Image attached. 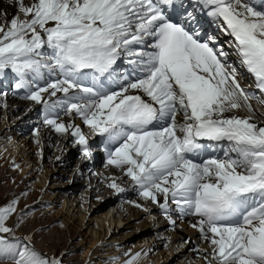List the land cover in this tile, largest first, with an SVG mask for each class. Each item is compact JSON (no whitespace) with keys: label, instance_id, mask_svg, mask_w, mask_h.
Wrapping results in <instances>:
<instances>
[{"label":"snow or ice","instance_id":"1","mask_svg":"<svg viewBox=\"0 0 264 264\" xmlns=\"http://www.w3.org/2000/svg\"><path fill=\"white\" fill-rule=\"evenodd\" d=\"M200 2L233 37L255 90L241 87L230 53L214 37L189 30L191 12L183 23L170 19L174 0H8L16 11L11 18L0 11V74L11 69L16 87L27 90L22 98L43 105L44 123L70 132L85 157L92 155L87 136L61 113L106 137L107 163L171 224V205L181 217H197L191 227L209 245L205 264H264V0ZM121 57L131 70L116 87H98ZM89 69L97 74L91 85L83 79ZM200 140L226 141L223 157L190 158ZM109 187L125 191L115 180ZM18 203L0 206V264H61L31 236H17L23 220L8 226ZM125 255L123 264H137L141 253Z\"/></svg>","mask_w":264,"mask_h":264},{"label":"rangeland","instance_id":"2","mask_svg":"<svg viewBox=\"0 0 264 264\" xmlns=\"http://www.w3.org/2000/svg\"><path fill=\"white\" fill-rule=\"evenodd\" d=\"M25 91L27 90L25 89ZM12 92L13 91L9 89L6 90V92H4V94L6 95L5 97L8 101L12 97ZM17 92L19 98H22L24 96L20 92L19 88H17ZM15 98L17 97H14L13 100ZM19 98H17L15 102L10 100L13 103H8V101L4 102L0 99V146L6 144L7 146H10V141L12 142L15 140V142L18 143L21 142L20 146H18V150L25 148L27 154V155L23 153H20L19 155L17 154L15 160L11 161L12 158H10L9 162L7 161L8 156L6 154L4 155L3 158H0V206H6L13 199L19 201L17 205L16 213H14L12 217H10V221L7 222L8 226L10 225V227L15 228V225L19 223L21 220H23L25 216L28 215L27 211L30 214H34L35 212L40 211L39 206H41L42 200L51 199L54 208L50 212L51 213L54 212L51 214L53 217L54 215H56L55 214L56 211H59V215H60V214H65L66 210L70 209V213L68 214L69 217L68 218L69 228H67L68 230L66 231L63 227L60 230V232H58L57 237L55 236L54 239H52V241H54V243L57 245L56 250H54L55 258L59 259L61 261V264H91L92 259L86 262L87 260L81 257L82 254L81 250L78 251L77 254L75 253V255H70V256L68 255L69 256L68 257L66 253L67 247L71 245V243L73 242V236L77 234L75 231L78 230V228L84 230L87 224L88 223L90 224L91 221L95 219V217H98L100 215V211L104 210L107 207L106 200L104 201L101 200L103 194L106 192L110 194L113 193L114 191L111 192L106 190L107 188L103 187V184L105 182H102L101 185L99 184L102 188L101 190L98 189L99 191L98 190L94 191L96 190L95 186L94 188H90V189L84 187L82 183L83 180L81 175L75 173L76 171H74L75 168L74 162L76 161L77 154L75 152L76 151L75 146L68 143V137L67 138L62 137L63 139L62 138L59 139L52 136L51 145L47 147H41V150L38 147L39 142L37 141L38 140L36 137L37 132L35 131V129H31L30 132L33 133V135L31 136L30 139L27 140V136L23 132L27 128L31 127L33 118H29V115L33 114V112H36L38 110V107H34L36 103L33 101L23 102ZM14 106L15 107L19 106V107L17 110H13L15 108ZM25 107L27 108V110L30 111L27 115L26 113L22 115L21 113L22 111H24ZM6 109L8 111L4 113V110ZM40 110H42L41 106H40ZM17 122L21 124L20 130H15L16 126H13ZM25 125L27 127L22 130V128L25 127ZM37 130H40V128L38 127ZM46 132H50V130L46 128ZM38 133L41 136V140L43 136L46 135L48 138L46 137L45 140L48 141L51 140L48 134L45 133L41 134V131H39ZM58 140H60V142L57 144L58 147L55 148L56 142ZM60 145H63L62 152L66 151L67 154L69 155L67 156L63 155L64 157L62 156L59 157L60 154L57 153V151H60ZM23 156H27V158L30 157L29 167L27 166L28 163L25 162L26 160L25 157L23 158ZM68 158H70V160H67ZM67 164L69 165V167L68 166L66 167ZM40 168L41 169L47 168L43 173V176L45 177L43 182L45 183L42 189H40V187L38 186L40 182L38 181V176L41 174ZM91 180L92 179H89L90 181L89 183H93L94 178L92 181ZM91 190L93 191L91 192ZM65 198H67V200L70 199L73 201L74 203L73 207H69V208L66 207L70 205V203L69 204L67 203L65 204L64 208H62L63 201H65ZM141 200H142L141 198H137L138 202L136 204H139ZM34 204H36L37 207L35 206L32 208V205L34 206ZM120 204L122 207L120 206V208H116L117 210L120 209L119 211L120 214H118L119 212L115 214L116 211L113 210L114 211L113 214H115V217L121 219V222L116 221V226H115V229H117L115 233V237L117 238L116 241L113 244H111L110 247V245L106 244L107 242H105L106 237L103 238V242H101V240H98L96 251L98 250L99 253L95 252L94 253L95 255L93 254L92 258H95L96 259L95 261H100V264H113L114 261L117 260L118 258L117 256L123 254L125 257V259H123L122 261L123 264L125 260L130 258V256L125 255L126 253L134 254L135 252L140 251L143 246H145L146 251L149 250V252L147 253L149 254L148 256L149 258H153L154 255L157 254L155 253L157 251L161 252L162 254V255L160 254L161 257L162 256L164 257L165 256L164 245L160 246L159 250L154 249L155 252L154 251L151 252L152 247L151 245H149L153 243L154 240H155L154 243H158L157 240L158 230L155 229V226L158 224V222H156L157 220L155 219L154 220L155 223H154L153 221L149 220L150 217L147 216V214H136L138 211V207L136 206H132L130 204H125V203H120ZM29 205H31V207ZM81 214H84V217L90 214L89 216H87V218L90 221H87L85 225L83 223L81 224L79 221ZM41 215L42 214L37 216L44 218V216ZM52 216L45 217L44 219L48 218L49 221H52ZM38 217H36V221L33 222L34 224H31L29 222V224H25L24 227H22V223H21L20 227L16 229V234H19L18 232L20 228L26 230L24 233H28L34 228V226L35 227L39 226L44 220L42 219L39 221L38 219L39 221L38 222L37 221ZM152 219H154V217ZM62 221H63V217H60L59 221L56 222L54 221L55 222L54 224L59 223V225H61ZM93 225L91 223L90 228ZM105 228L107 232L106 225ZM38 229L39 231H42V233H45L48 230V228H45V230L43 228H41V230L40 228ZM84 232H86V236H84L86 239L87 234L89 235V228L85 229ZM100 233H102L103 236L104 230L102 229ZM20 235L21 236L23 235L22 232L20 233ZM89 238H92V236L90 235ZM86 240L89 241L88 238ZM36 242L39 243L40 241H36ZM68 243L69 245H67ZM45 246H47V244H45ZM185 247H183V249ZM108 248L110 249V251L114 250L112 251L113 253L117 252L116 254L117 256L113 255V257L110 256L111 259L107 258L105 255L108 254L106 252V249ZM173 248H175V246H173ZM180 257L181 256L176 257V260H174L173 262L180 261L181 260ZM181 264L183 263L181 262Z\"/></svg>","mask_w":264,"mask_h":264},{"label":"bare ground","instance_id":"3","mask_svg":"<svg viewBox=\"0 0 264 264\" xmlns=\"http://www.w3.org/2000/svg\"><path fill=\"white\" fill-rule=\"evenodd\" d=\"M26 2H30V0H26ZM5 10L8 13V17L11 18V15L16 11V8H15V5H10L8 3V0H0V11H5ZM249 77H250V75L246 71L244 74L239 76L240 83H241V85L242 84L243 85H247L246 89H254L255 88V83L253 84V82H250V84H253V85H250L249 84ZM48 78H49V76H48V72L46 70L44 72V79H39V82L37 80L36 83H39L41 86H43L45 81ZM258 95H260V94H258ZM40 106H41V109L45 111L44 106L41 105V104H40ZM253 106H254V108L258 109L257 117H260V106L256 105L255 101H253ZM18 107H15L13 110H17ZM7 111H8L7 109L4 110V113H6ZM237 114L238 115H246L247 113L246 112H238ZM260 118L264 119V117H260ZM60 119H61L62 122L66 123V124L67 123H74L75 124V121H76L74 119V117L71 119L70 116H66L63 113H61ZM77 124H80L78 119H77ZM44 125H46V124L44 123ZM13 126H16L15 130H20L21 124H19V122H17ZM86 127L88 128V126H86ZM46 128H48L50 130L49 134H56V131L53 128H51L50 126L46 125ZM68 133H70V132H68ZM64 137L67 138L68 136H64ZM37 139H38V142H39L38 147L41 150V143H40V142H42L41 136H38ZM20 143L21 142L18 143V142H15V140H14L12 142L10 141V146H7V144L6 145H1L0 146V155H1L0 158H3L4 155L6 154L8 156V160L7 161L9 162L10 158H12L11 161H14L17 154L18 155L20 153L26 154V149L25 148L24 149L22 148V149L18 150V146H20ZM214 156H218V157H221V158L223 157L222 155H214ZM24 157H25V160H26L25 162L28 163L27 166L29 167V165H30L29 158L30 157L27 158V156H23V158ZM70 158H68V159H70ZM67 166L69 167L68 164L66 165V167ZM46 169H41L40 168V170H41V174L40 175L41 176L40 175L38 176V181H40L38 186L40 187V189H42V187H43V185L45 183V182H43V180L45 179V177L43 176V173H44V171ZM22 170H24V169H22ZM75 173H77V170H76ZM96 180H97V182H96L95 187L97 186V183L99 181L98 177L96 178ZM129 183L131 184L132 182L130 181ZM98 184H100V182ZM92 191L93 190H91V192ZM113 193H110V195H113ZM130 196H132V200H135V197L139 196L138 192H137V190L135 188L134 189H126L124 191L123 198H125V199L129 198L130 199ZM114 198H115V196L112 197V199H114ZM65 201H63L62 208H64L65 204H67V203L68 204L70 203V205H68L66 207H68V208L69 207H73L74 203H73L72 200H70V199L67 200V198H65ZM52 204L53 203L51 202V199H44L41 202V206H39L40 207V211L35 212L34 214H30L27 211L28 215L23 218L22 227H24L25 224H29V222L31 224H34L33 222L36 221V217H38L37 215L42 214L41 216H44V218L52 216L51 214L54 213V212H52V213L50 212L54 208V206ZM139 204L142 207L138 208V211H137L136 214H147V216L150 217L149 220H151V221H153L155 223L154 220L156 219L157 220L156 222H158V224L155 226V229L158 230V232H157L158 233L157 234L158 235V237H157L158 238L157 239L158 243H154L155 242V240H154L153 243L149 244L152 247L151 248L152 249L151 252L154 251V249L159 250L160 246L164 245L165 256L161 257V255H162L161 252H159V251L155 252L154 251L157 254L154 255L153 258H149L148 257L149 254H147L149 252V250L146 248L148 250V251H146L145 250V246H143L140 251H137V252L141 253V256H140L139 260L137 261V264H181V262L183 264H185V263L186 264H205V261L201 257L206 254L204 250L208 249L209 245L204 239H202L201 233L197 229L191 227V224L195 223L196 220L198 219L197 217L190 216V215L189 216H183V217L175 216L174 215V213H175L174 211L175 210L172 207V208H170L169 214L171 215L172 219H174L176 221L175 225H173V224H171L169 222V220L165 217V214L161 211V209L157 205L152 204L150 201H145L144 199H142ZM29 206L31 207V205H29ZM35 206L37 207L36 204H34V206L32 205V208L35 207ZM110 206H113V207H111L110 209H107L109 207V205H108L104 210L100 211V215L98 217H95V219H93L91 221L92 225L94 224L91 228H90V224L91 223L90 224L88 223L87 226L85 227V229L89 228V235L87 234V237H86V239L88 238L89 241H87L85 239V237H84V236H86V232H84L85 229L81 230V229L78 228V230L75 231L77 234H75L73 236V242L72 243L69 242V243H71V245H69V243L67 244V245H69L67 247V251H66L67 256L68 255L69 256L70 255H75V253L77 254L78 251L81 250L82 251L81 257H83V259L87 260L86 262H88L90 259H92L91 264H100V261H95L96 259L92 258L93 254L95 252L99 253L98 250L96 251V249H97L96 246L98 245V240H101V242H103V238L106 237L105 238V242H107L106 244L110 245V247H111V244H113L116 241V239H117L115 237V233L117 231V229H115L116 221L121 222V219H118L117 217H115V214H117V212L120 211V209L117 210L116 208H120L121 204L119 205V207L117 206L116 208H115L114 204H112ZM125 207H126V205H125ZM114 209L116 211L115 214H113V212H114L113 210ZM145 209H147V211H145ZM148 209H150V210L148 211ZM69 213H70V209L66 210L65 214H60V215H59V211H56L55 212L56 215H54V217L52 216V221H49L48 218L44 219L43 217H38L37 221H38V219H39V221L42 220V219L44 220L39 226H36V227L34 226V228L28 233H24L26 230H24L23 228H20L19 232H18L19 234H17V236H20V237L31 236L32 237V242H33V244H34V246H35V248L37 250H39L43 254H46L49 257H55L54 256V250H56L57 245L54 243V241H52V239H54L55 236L57 237L58 232H60V230L63 227H64V229L66 231L68 230L67 228H69V224H68V218H69L68 214ZM155 213H158L160 216H158L157 218L152 219L154 217L153 214H155ZM118 214H120V212ZM89 215H87V216H89ZM59 216L63 217L62 224L61 225H59V223L54 224L56 221H59V218H60ZM87 216H85L86 217L85 218L84 214L80 215V218H79L80 220L79 221H80L81 224L83 223L85 225L87 221H90L87 218ZM9 221H10V219H9ZM160 222H162V223H160ZM81 224H80V226H81ZM105 225L107 227V232H106ZM38 228H40V230H41V228H43L44 230H45V228H48V230L45 233H42V231H39ZM102 229L104 230L103 236H102V233H100ZM21 232L23 234L22 236L20 235ZM90 235L92 236V238H89ZM61 238H62V236H61ZM36 241H40L41 243L40 242L38 243ZM67 242H68V240H67ZM45 244H47V246H45ZM184 245H186V247L184 249L183 248H179V247H183ZM48 246H50L51 248L48 247ZM173 246H175V248H173ZM112 251H114V250L110 251L109 248L106 249V252L108 254L105 255V256L107 258H110V256L113 257V255L117 256L116 255L117 252L113 253ZM177 251H179V252H177ZM137 252H135V253H137ZM145 253H146V255H145ZM122 255L117 256L118 259L116 261H114L113 264H122L123 259H125L124 255L123 256ZM178 256H181L180 257L181 260L177 261V262H173L174 260H176V257H178ZM94 262H96V263H94Z\"/></svg>","mask_w":264,"mask_h":264}]
</instances>
